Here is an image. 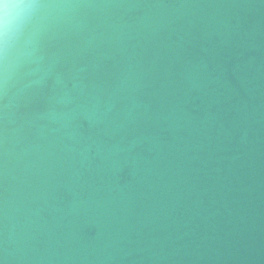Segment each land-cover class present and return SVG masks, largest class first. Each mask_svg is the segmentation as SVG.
<instances>
[{
    "label": "water",
    "instance_id": "water-1",
    "mask_svg": "<svg viewBox=\"0 0 264 264\" xmlns=\"http://www.w3.org/2000/svg\"><path fill=\"white\" fill-rule=\"evenodd\" d=\"M44 2L99 7L0 42V260L264 264V0Z\"/></svg>",
    "mask_w": 264,
    "mask_h": 264
},
{
    "label": "clouds",
    "instance_id": "clouds-1",
    "mask_svg": "<svg viewBox=\"0 0 264 264\" xmlns=\"http://www.w3.org/2000/svg\"><path fill=\"white\" fill-rule=\"evenodd\" d=\"M99 6L79 5V4H47L44 0H0V42L7 43L11 36L22 27L31 23L38 16L45 19V13L53 9H75V8H93ZM8 81L5 77L0 88L7 90ZM4 255L9 258L7 247L4 249ZM11 258V257H10ZM0 264H4L0 260Z\"/></svg>",
    "mask_w": 264,
    "mask_h": 264
}]
</instances>
